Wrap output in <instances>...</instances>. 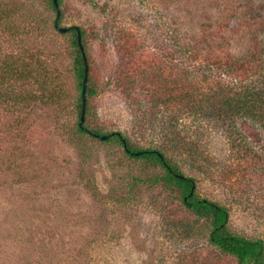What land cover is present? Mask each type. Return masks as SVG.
<instances>
[{
  "label": "rangeland",
  "instance_id": "374dc122",
  "mask_svg": "<svg viewBox=\"0 0 264 264\" xmlns=\"http://www.w3.org/2000/svg\"><path fill=\"white\" fill-rule=\"evenodd\" d=\"M0 7L12 14L0 26V62L8 53L32 65L34 55L54 77L44 86L37 77L18 83L25 105L0 102V264H235L208 242L207 219L181 206L176 191L150 181L162 172L159 165L128 156L115 139L78 134L70 33L52 30L49 1L0 0ZM61 9L63 27L85 30L96 88L85 125L120 131L132 147L163 151L195 178L198 196L227 207L229 231L264 241L260 121L154 105L138 85L129 83V92L118 73L130 65V53L159 60L162 45L172 46L173 29L200 58L186 74L176 73L187 61L179 53L172 62L164 58L157 78L212 89L218 66L211 61L224 48L249 66L243 81L260 85L264 0H63ZM43 25L48 31L41 33ZM215 32L223 33L226 48L216 46ZM133 75L137 83L140 74Z\"/></svg>",
  "mask_w": 264,
  "mask_h": 264
},
{
  "label": "trees",
  "instance_id": "16d2710c",
  "mask_svg": "<svg viewBox=\"0 0 264 264\" xmlns=\"http://www.w3.org/2000/svg\"><path fill=\"white\" fill-rule=\"evenodd\" d=\"M48 1L50 8L55 11V17L50 22L52 30L59 33H70L71 66L77 85V97L74 107L77 115H79L76 124L78 134L91 135L95 139H101L99 137L100 135H107V138L101 140L108 142L115 139L119 145L124 148V151L128 156L146 158L159 165L162 172L152 176L150 181L161 183L162 186L176 191L181 206L189 209L191 213L198 218H205L209 221L208 242L213 247L217 248L223 255L227 254L232 256L235 260V264H264V241L261 238H250L246 235L229 231L227 227L229 219L227 207L217 201L198 196L196 194L195 178L184 174L178 165L173 163L163 151L149 147L135 148L131 146L128 138L120 131L104 132L99 129H90L85 125V113L88 114L90 111L89 100L91 95L96 92V88L94 89L91 85V82H94L91 77L89 54L85 49V30L81 26H78L83 52L88 64L84 120L80 122L84 60L77 44L75 30V27L77 26H67L66 31L60 32L59 27H63L61 25V19L63 17L61 4L63 0H57L59 7L58 17H56V8L53 0ZM11 17L12 14L10 11L6 8L4 9L3 7H0V26L4 25L2 24V21H9ZM219 23L223 24V22ZM45 31H48V29H46V25H43L41 33H44ZM162 31H165L163 25ZM8 32L11 37H14L18 33L16 29H13L11 26L10 29H8ZM167 33L169 34V40L172 41V46L166 44L162 45L163 53L162 55H159V60L155 56H153L152 59L148 57L134 59V56L130 55V53L128 54L130 61H127L130 62V65L126 67L127 69L123 70L122 67L118 68L119 76H125L127 82L126 89L129 92L130 83V85H138L141 89L147 91V93L149 92V99L154 105L167 107V105L178 104V107L185 108L186 110L191 109V113H199L204 115V117H209L211 114H214L217 118H235L241 115L242 117L250 119L255 118L264 126V79H260V85L258 82H244L243 80L247 78L246 73L249 66L241 60L237 61L234 59L231 53L224 48H220L221 51L215 50L213 56L216 57V60L211 61L214 62V66H218V69H216L218 70L216 73L217 80H215L212 89H208L204 92L200 87H197V85L193 83L176 84L170 82L167 84L164 80L157 78L158 76L155 67H158L159 64L162 63L165 65L164 58H167L172 62L174 55L179 53V55L187 61L186 64L183 63V65L181 64V66H179L176 73L181 72L185 74L189 69L188 67L192 66L190 62L196 60V57L200 58V55L196 51H192L187 44H181V42H179L178 35L180 36V34H177L173 29H167ZM215 35L217 38L221 37V40L218 43L215 42L216 46L225 45L226 42L222 40L223 33L217 34V32H215ZM204 39H206V36ZM222 47L226 48V46ZM255 54L259 53L255 51L252 58ZM17 58L18 57L7 53L4 54V58L0 62V102L9 103L13 107L25 105L24 103L26 101L22 98V95H19V92H16V85L18 83L28 81L31 78L35 79L37 77L35 81L44 86L47 85V81L50 82L54 78L48 74L50 72L44 68V65L39 63V60L34 55L30 59H33V64L36 65H31L26 62L20 63L17 61ZM202 58H204L202 62L207 61L206 57ZM253 59L255 60L256 58L254 57ZM260 60H263V58H260ZM194 66L196 65L193 64L192 67ZM36 68H38L37 71H35ZM133 74H140V77L137 78V83L135 78H133ZM225 74L229 76V78L225 77L223 79V75ZM234 76L240 78L239 81H235ZM158 81L163 82L162 86L158 88H150L148 86ZM59 91L58 88L55 89L56 96L59 95ZM49 98H51V96H45L46 101L49 100Z\"/></svg>",
  "mask_w": 264,
  "mask_h": 264
},
{
  "label": "water",
  "instance_id": "95a60500",
  "mask_svg": "<svg viewBox=\"0 0 264 264\" xmlns=\"http://www.w3.org/2000/svg\"><path fill=\"white\" fill-rule=\"evenodd\" d=\"M54 6L56 8V17H58L59 15V7H58V3L57 0H53ZM67 30V27H59V31L60 32H64ZM76 30V39H77V44L81 50L82 53V57L84 60V70H83V81H82V87H81V104H82V108H81V113H80V122H82L84 120V111H85V88H86V80H87V74H88V64L86 62V56L83 52V47L81 44V36H80V30L78 27H75ZM101 139H105L107 138V135H100L99 136Z\"/></svg>",
  "mask_w": 264,
  "mask_h": 264
}]
</instances>
